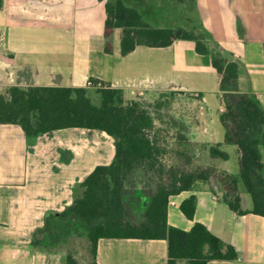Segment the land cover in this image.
Returning a JSON list of instances; mask_svg holds the SVG:
<instances>
[{"label":"crops","instance_id":"1","mask_svg":"<svg viewBox=\"0 0 264 264\" xmlns=\"http://www.w3.org/2000/svg\"><path fill=\"white\" fill-rule=\"evenodd\" d=\"M123 1L155 28L203 34L211 51L237 63L239 90L255 96L264 108V0ZM105 5L101 0H2L0 91L12 86L88 88L89 81L97 80L121 90L125 102L145 104L173 96L186 103L185 110L176 112L172 106L163 120L193 143L195 158L219 144L228 159L216 158L218 168L238 175L240 153L225 143L220 122L225 108L211 56L198 54L188 40L162 48L138 46L122 56L121 29L114 31L108 54ZM260 151L264 163V135ZM114 158V139L99 130L68 128L27 137L19 125L0 124V264H68L65 243L47 240L34 246V234L44 227L47 213L70 207L80 184ZM139 189L136 195L147 199L146 210L150 199ZM239 189L242 209L250 210L248 193L241 185ZM192 196L196 210L190 220L181 205ZM126 201L131 223L143 226L145 210L141 221L134 220V206ZM167 223L186 232L203 224L239 255L209 264H264V217L231 210L215 183L170 196ZM96 262L167 264L168 242L101 238Z\"/></svg>","mask_w":264,"mask_h":264},{"label":"trees","instance_id":"2","mask_svg":"<svg viewBox=\"0 0 264 264\" xmlns=\"http://www.w3.org/2000/svg\"><path fill=\"white\" fill-rule=\"evenodd\" d=\"M101 1H106V53L113 52L114 31L121 29L122 56L138 46L162 48L171 46L177 40L193 41L198 54L211 56L212 66L220 77L219 102L225 108L220 122L225 130V143L238 147L239 174L209 168L191 171L180 165L167 168L161 158L167 154L168 148L161 144L160 131L155 124L156 120H162L154 118L137 101L125 102L121 90L100 81L91 80L95 85L102 86L95 90L99 103L91 99V89L88 88L9 87L5 94H0V124L19 125L27 137L68 128L99 130L115 142L113 163L94 169L80 184L82 195L76 196L70 207L61 213H47L44 227L34 234L33 245H41L47 240L53 244L62 243L61 235L52 232V224L59 218L66 222L64 229L74 222L85 229L91 243V264H97V244L101 238L167 240V264H178L180 261L209 264L211 261L238 259L236 249L212 234L203 224L196 223L189 232L170 227L167 208L170 196L190 191L199 181L208 182L215 177L231 210L239 215L264 217V163L260 151L264 135V108L255 96L239 90L237 63L223 57L220 52L211 51L203 34L182 28H155L144 22L140 13L123 0ZM176 1L184 4L195 0ZM161 107V104L157 106ZM178 134L187 144H179V152L186 163L191 164L193 143L181 132ZM218 147L219 144L210 148L211 157L227 160L228 156ZM140 172L150 182L148 189L143 191L150 199L144 212L143 226L131 223L126 201L127 186ZM241 184L251 197L250 210L241 207ZM181 210L193 220L196 198L192 196L183 202ZM39 236L44 237L39 239ZM67 263L77 264L71 255Z\"/></svg>","mask_w":264,"mask_h":264},{"label":"rangeland","instance_id":"3","mask_svg":"<svg viewBox=\"0 0 264 264\" xmlns=\"http://www.w3.org/2000/svg\"><path fill=\"white\" fill-rule=\"evenodd\" d=\"M213 52H216V50L213 49ZM97 89L98 88L90 90V97L95 103H99L98 96L95 93V90ZM6 90L7 89L0 91V94H5ZM173 98V96H168L167 98H162V96H160L159 99H156L151 103L142 104V106L146 108L154 118H160L162 120L156 123L157 130L160 131L158 135L159 140L161 141V144L163 146H166L168 148L167 154H165L161 158L162 163L167 168L170 166L180 165L181 167L185 166L187 170L191 171H198V169L204 168L213 169L217 172L222 171L218 168V162L216 161V158L211 157L209 150L204 153L205 155L199 153L196 158L193 157L191 164L186 163V159L179 152L178 145L180 144L183 146H187V144L183 142L184 140H181V137L178 132L175 131V129L171 128L170 124L167 121L163 120V113H168L169 111L173 110L172 106H175L174 111L176 112H181L185 110L186 103L183 100L173 101ZM159 104H161V108H157ZM193 153L195 154V151ZM211 182L215 183L217 186H220L219 182L215 177H211L208 182L199 181L197 184L201 187H209V183ZM149 183L150 182L148 180V177L144 173L140 172L133 176V178L130 180V185L127 186L129 191L127 192L128 194L126 196V200H128V202L132 203L134 206V209L132 210V213H134V220H142L143 211L145 210V204H147V199H142L138 197L142 195L136 194L139 193V188H142L141 190L145 192V188L149 186ZM241 186L243 185L241 184ZM82 192L83 189L78 188L75 194L76 196H80L82 195ZM247 196L251 205V197L248 194ZM131 209L132 208H130V210ZM65 224V221H61L59 218H56V220L52 224L53 234L61 235L62 243H65L69 248V254L73 258H77L76 260L80 264H91V243L88 239L87 232L76 222H74L72 226H69L64 229L63 226ZM45 235L49 236L48 234ZM44 236H39L38 238L41 239Z\"/></svg>","mask_w":264,"mask_h":264},{"label":"built area","instance_id":"4","mask_svg":"<svg viewBox=\"0 0 264 264\" xmlns=\"http://www.w3.org/2000/svg\"><path fill=\"white\" fill-rule=\"evenodd\" d=\"M87 87L88 88H101L102 86L100 84L95 85L92 81H89Z\"/></svg>","mask_w":264,"mask_h":264}]
</instances>
